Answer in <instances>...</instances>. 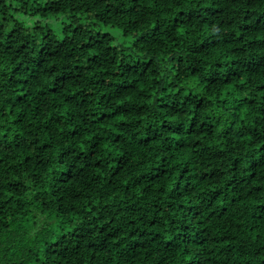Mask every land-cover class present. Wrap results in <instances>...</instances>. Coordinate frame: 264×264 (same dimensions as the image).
<instances>
[{
	"label": "trees",
	"instance_id": "16d2710c",
	"mask_svg": "<svg viewBox=\"0 0 264 264\" xmlns=\"http://www.w3.org/2000/svg\"><path fill=\"white\" fill-rule=\"evenodd\" d=\"M0 264H264V0H0Z\"/></svg>",
	"mask_w": 264,
	"mask_h": 264
},
{
	"label": "rangeland",
	"instance_id": "374dc122",
	"mask_svg": "<svg viewBox=\"0 0 264 264\" xmlns=\"http://www.w3.org/2000/svg\"><path fill=\"white\" fill-rule=\"evenodd\" d=\"M37 21H40L38 18H36V17H30V18H26L25 19V25H27V26H31V25H33L35 22H37ZM61 22L59 21V20H54V19H50L49 21H48V24L50 25V27L51 28H53L54 30H58L59 29V27H60V24Z\"/></svg>",
	"mask_w": 264,
	"mask_h": 264
}]
</instances>
